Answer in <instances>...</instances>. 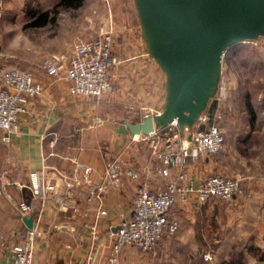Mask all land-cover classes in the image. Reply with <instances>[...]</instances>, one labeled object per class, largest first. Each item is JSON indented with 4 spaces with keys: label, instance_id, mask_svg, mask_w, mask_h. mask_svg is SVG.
I'll return each mask as SVG.
<instances>
[{
    "label": "crops",
    "instance_id": "obj_1",
    "mask_svg": "<svg viewBox=\"0 0 264 264\" xmlns=\"http://www.w3.org/2000/svg\"><path fill=\"white\" fill-rule=\"evenodd\" d=\"M35 2L41 0L24 3ZM41 3L45 4L41 9L48 6L45 0ZM2 4L10 5L7 0ZM111 4L115 28L112 49L123 57L111 68L112 90L102 92L97 100L87 94H72L60 73H47L41 66H33L31 70L41 83L40 91L26 97L14 130L3 137L0 128V146L4 140L7 144L3 156L0 151V234L3 242L9 244L18 239L24 226L13 200H30L31 214L40 209V234L33 242L31 264H174L177 260L189 262L199 257L204 245L219 247L222 242L221 238L210 236L209 230H213L207 222L216 215V198L197 200L190 195L183 205L172 208L179 217V225L172 234H162L155 248L142 251L126 244L114 262H106L111 231L129 214V199L139 178L146 176L153 184L161 180L151 169L158 158L150 152L148 137L132 136L121 119L136 120L146 111L157 110L164 94L163 72L146 52L136 17L134 21L121 12L117 0ZM9 9L10 17H15L11 5L0 16L8 20L4 15ZM34 15L35 11L28 12L27 20ZM115 117L119 119L114 120ZM71 154L89 165L86 178H81L80 170L74 167ZM109 158L116 159L123 172L115 182H102L103 165ZM182 166L193 184L209 172L240 170L241 181L250 188V195L233 196L228 201L239 208L240 222H251L250 230L240 224L241 235L251 237L254 245L262 244L264 141L249 156L225 145L218 153L201 152L196 160L186 156ZM128 167L138 169L139 176L129 175ZM33 178L40 185L52 184L51 188H44L45 198L41 201ZM100 182L102 187L98 190ZM98 205L104 212L94 216ZM93 221L96 228L92 239ZM10 262L8 246L0 247V263Z\"/></svg>",
    "mask_w": 264,
    "mask_h": 264
},
{
    "label": "built area",
    "instance_id": "obj_2",
    "mask_svg": "<svg viewBox=\"0 0 264 264\" xmlns=\"http://www.w3.org/2000/svg\"><path fill=\"white\" fill-rule=\"evenodd\" d=\"M112 31L113 22L109 17L107 23L100 25L93 33L73 40L68 51L46 53L40 65L47 73H60L65 77L70 93L87 94L97 100L102 92L112 90L111 68L123 59L112 49ZM219 87L220 83L209 100L216 101ZM40 89L41 83L31 69L10 66L0 70V128L4 132L3 137L15 129L17 113L23 108L26 97ZM206 106L190 126L184 124L181 130L172 118L166 124L141 134L148 137L150 152L158 158L151 169L160 175L161 180L153 184L146 176L139 178L129 199V214L121 218L111 231L112 241L105 255L106 262H114L116 254L126 244L142 251L155 248L162 234H172L179 225V217L172 208L183 205L190 195L197 200L209 197L245 198L250 195V188L242 183V174L238 169L228 173L209 172L193 184L182 166L184 157L196 160L201 152H216L223 145L222 130L213 120L215 107L210 112ZM70 158L74 167L80 170L81 178H86L89 165L83 164L72 154ZM122 172V165L116 159L109 158L104 162L101 180L115 182ZM127 172L131 176H139L136 168L128 167ZM32 183L38 185L36 195L40 201L45 198L44 188L52 187L51 183L37 184L34 178ZM101 187L100 182L96 188L100 190ZM94 194L99 198L98 193ZM56 199L60 200L61 196L57 195ZM12 204L20 214H31L30 200L17 199ZM103 212L104 209L98 205L94 216ZM40 215V209L31 214V225L24 224L18 239L9 244L3 242L0 234V247L8 246L11 252V262L0 264H31L33 242L40 234ZM95 228L93 221L90 224L92 239ZM200 257L203 264H212L208 251H202Z\"/></svg>",
    "mask_w": 264,
    "mask_h": 264
},
{
    "label": "rangeland",
    "instance_id": "obj_3",
    "mask_svg": "<svg viewBox=\"0 0 264 264\" xmlns=\"http://www.w3.org/2000/svg\"><path fill=\"white\" fill-rule=\"evenodd\" d=\"M45 1L49 7L55 0ZM111 1L81 0L76 6L59 5L52 21L31 26L24 24L27 14L33 11L36 13L43 8L45 4L41 2L44 0L35 2L34 5L25 4V0H7L16 14L14 13L15 17H10L9 9L8 14L4 15L8 20L0 16V68L13 66L32 69L33 66H41L43 56L50 50L68 51L73 40L93 33L100 25L106 24L109 17L113 20ZM117 1L121 12L136 21L132 0ZM2 2L0 0L1 14L5 12L4 8H10V5L4 7ZM114 32L113 27L112 36ZM249 54L252 56L249 59L251 63L242 64L240 61ZM218 83L220 87L216 93L213 120L222 130L223 145L213 153L221 152L226 145V148H231L240 155L249 156L264 141V35L244 38L224 48L220 57ZM243 90H247L254 110L251 122L248 121V113L243 105ZM117 119L119 118H114ZM0 151L2 156L7 151L5 140L2 141ZM215 198L213 206L216 215L208 218L207 222L213 230H209L210 236L219 237L222 242L219 247L213 244L202 246V251L206 250L211 255L210 263L216 264L220 260L233 262L235 251L241 250V264H264V239L262 244H257V253L263 255V258H258L247 250L248 245H254L253 239L241 235L240 224L244 223L245 228L250 230L251 222H240V210L229 199ZM198 256L189 262L177 260L174 264H203L200 255ZM246 256L249 258L247 261Z\"/></svg>",
    "mask_w": 264,
    "mask_h": 264
},
{
    "label": "water",
    "instance_id": "obj_4",
    "mask_svg": "<svg viewBox=\"0 0 264 264\" xmlns=\"http://www.w3.org/2000/svg\"><path fill=\"white\" fill-rule=\"evenodd\" d=\"M146 52L164 75L161 106L136 120L122 118L132 136L174 118L190 126L214 94L224 48L264 35V0H132ZM21 220L31 225V214Z\"/></svg>",
    "mask_w": 264,
    "mask_h": 264
},
{
    "label": "trees",
    "instance_id": "obj_5",
    "mask_svg": "<svg viewBox=\"0 0 264 264\" xmlns=\"http://www.w3.org/2000/svg\"><path fill=\"white\" fill-rule=\"evenodd\" d=\"M80 2H81V0H55L49 7H46L44 9L37 11L35 13V15L32 18H30L29 20H26L24 22V24L25 25H41L45 22L52 21L54 19L55 12L57 11V6H59V5L63 6V7L76 6ZM250 54L248 55V57H246V59H243L240 62L242 64L251 63V61H249V59L252 57ZM252 62H254V60H252ZM242 99H243V105H244V107L248 113V121L251 122L253 115H254V110L252 108L251 101L249 100L247 90L242 91ZM214 107H215V100L210 99L208 101L206 108L211 112V110ZM257 249H258L257 245H248V247H247V250L252 252L255 256H257L258 258H263L262 254L257 253ZM235 255L236 256H235L233 262H228V261L226 262V260H220L219 262H216V264L223 262V261L225 262V264H241V260H242L241 250H236Z\"/></svg>",
    "mask_w": 264,
    "mask_h": 264
}]
</instances>
